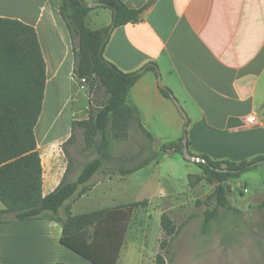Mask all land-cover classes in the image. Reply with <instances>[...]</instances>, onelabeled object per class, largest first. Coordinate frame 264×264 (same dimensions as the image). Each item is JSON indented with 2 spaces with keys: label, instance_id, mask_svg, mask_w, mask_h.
Returning a JSON list of instances; mask_svg holds the SVG:
<instances>
[{
  "label": "crops",
  "instance_id": "0c3cea01",
  "mask_svg": "<svg viewBox=\"0 0 264 264\" xmlns=\"http://www.w3.org/2000/svg\"><path fill=\"white\" fill-rule=\"evenodd\" d=\"M121 1L133 9L144 8V12L139 22L113 30L104 56L121 71L140 75L129 93L128 105L153 135L152 152L160 153L164 145L179 143L186 131L189 152L195 157L240 163L264 156V123L244 124L248 116L264 117V0ZM61 6L62 0H0V18L16 19L36 30L46 64L45 98L35 128L44 197L68 174L53 147L69 140L73 122L89 118L92 103L78 86L74 43L60 15ZM100 12H106L107 18L98 29L111 27L112 12L103 7L92 8L86 25ZM75 40L77 46L78 38ZM159 76L165 89L159 85ZM163 90L177 100L186 119L170 94L167 97ZM63 116L68 128L61 136ZM41 125L43 131L39 130ZM131 136L145 137L137 127L130 129L129 140ZM163 139L172 142L162 143ZM118 152L122 155L134 151ZM177 155L180 154L170 151L127 176L102 171L104 177L97 178L98 172L87 184V193L67 204L73 215H81L173 196L178 182L173 180L169 190L158 180L166 160H173L184 170L182 178L187 183L199 169L181 155L182 160L176 159ZM120 157L123 167L130 164ZM81 170L82 167L78 174ZM173 172L169 171L171 175ZM184 184L185 190L189 183ZM149 194L151 198L139 200ZM4 209L0 201V211ZM138 209L116 210L119 220L121 216L124 218V224L129 216L116 264H155L156 256L162 253L160 241L165 236L161 228L156 248L146 254L147 232L142 231L141 225L135 228L133 223ZM164 213L168 214L161 211L160 216ZM9 219L4 217L0 221V264H94L62 244V226L58 222ZM94 231V228L89 231L90 242ZM118 244L119 233L109 241L101 239L98 250L109 257L115 254Z\"/></svg>",
  "mask_w": 264,
  "mask_h": 264
},
{
  "label": "trees",
  "instance_id": "16d2710c",
  "mask_svg": "<svg viewBox=\"0 0 264 264\" xmlns=\"http://www.w3.org/2000/svg\"><path fill=\"white\" fill-rule=\"evenodd\" d=\"M99 2L103 4V8L112 12L113 30L139 22L144 12V8H130L121 0ZM85 5L87 3L84 0H62L60 15L71 38H78V46L73 51L76 78L86 79L90 92H94V88L104 91L99 105L92 101L89 118L72 124L73 134L76 128L81 129L85 149L95 152L97 157L83 165L75 180L64 177L59 186L45 197L42 193L43 168L35 128L45 98L46 64L36 30L16 19L0 18V201L5 206L0 211V221L4 217H9L10 221H56L62 226L61 242L64 246L94 264H116L129 220L127 216V223L124 224V218L121 216L119 220L116 210L145 208L148 201L81 215H73L67 202L84 196L89 190L87 184L98 172L127 176L145 168L162 155H168L170 151L183 157V144L181 139L177 144L164 145L160 153L152 152L139 163H134L135 158H125L130 161V167H123V158L117 159L114 156L116 146L129 140L133 125L144 134L149 143L154 142V137L142 126L140 119L128 105L129 93L140 75L125 73L105 58V47L113 30L110 32V27L89 29L86 17L92 9ZM162 92L169 97L168 90ZM73 134L64 145L70 142ZM187 145L189 148V141ZM201 158L205 160L204 163H195L202 171L198 180L216 185V209L206 213L204 222L208 226L215 218L218 208L233 209L223 182L264 164V156L240 163L213 161L206 156ZM111 161L117 164L114 168L106 166ZM261 206L264 207V203ZM160 224L165 238L160 241L162 253L156 256L155 264H167L164 254L168 253L171 240L178 235L179 228L167 213L161 216ZM91 228L95 230L92 242L89 234ZM118 233L119 244L115 254L105 257L98 250L101 239L109 241L117 238Z\"/></svg>",
  "mask_w": 264,
  "mask_h": 264
},
{
  "label": "rangeland",
  "instance_id": "374dc122",
  "mask_svg": "<svg viewBox=\"0 0 264 264\" xmlns=\"http://www.w3.org/2000/svg\"><path fill=\"white\" fill-rule=\"evenodd\" d=\"M100 13L90 22V28L86 25L89 29H98L106 21V12ZM72 40L74 48H77L76 40L74 38ZM77 82L79 89L82 90L79 80ZM82 91L87 93L90 102L94 101L95 105H99L103 100L102 89L94 88V92H90L88 87L87 90ZM46 115L49 118L50 115ZM65 116H63L64 127L60 130L61 136L68 128ZM40 129L44 130L42 125ZM161 142L170 143L172 139H163ZM53 149L62 158L63 167L68 169L69 180L75 179L86 162L97 157L95 152L85 149L83 133L79 128L75 129L70 142L56 145ZM127 149L135 153L121 155L118 152V150L126 152ZM150 151L152 153V143H149L146 137L141 139L131 136L128 142L116 146L114 156L117 159L120 156L135 158L134 163H139L151 154ZM176 157L182 160L180 155ZM165 163L158 180H161L162 185L169 190L172 181H177L176 188L179 187L177 193L170 197L152 200L147 207L139 208V214L135 215L133 221L135 228L141 225L142 231L147 232L146 254L149 255L152 249L156 248L157 238L162 233L160 212L167 211L180 227L179 234L171 240L168 253L164 254L167 264H264V207L261 206L264 203V164L242 173L237 178L223 182V186L228 189L229 204L234 210L218 208L215 218L206 227L204 224L206 213L216 209L214 198L216 185H211L206 180L199 181L202 171L198 168L197 173L191 174L188 184L187 179L182 178L184 170L181 167L170 159ZM106 164L112 168L117 165L114 161ZM130 166L131 163L128 164V167ZM170 170L174 171L173 175L169 173ZM103 174L100 171L97 178L104 177ZM145 178L143 177V180ZM184 181L188 184L185 190ZM245 188L249 192L245 193ZM151 197L152 195L149 194L146 197L141 196L139 200Z\"/></svg>",
  "mask_w": 264,
  "mask_h": 264
},
{
  "label": "water",
  "instance_id": "95a60500",
  "mask_svg": "<svg viewBox=\"0 0 264 264\" xmlns=\"http://www.w3.org/2000/svg\"><path fill=\"white\" fill-rule=\"evenodd\" d=\"M81 1V0H80ZM154 1V0H152ZM84 5V4H83ZM102 3L101 2H95V3H89L87 5H85V7L87 8H96V7H102ZM113 25L110 27V32H112L113 30ZM103 47H101V50H102ZM159 85L162 89H165V87H163L162 85V80H161V77L159 76ZM170 97L172 98V100L174 101V103L176 104V106L178 107V109L180 110V112L182 113V115L185 117L186 119V116H185V113L184 111L182 110V108L180 107V105L178 104L177 100L173 97L172 94H170ZM187 122V120H186ZM187 124V123H186ZM187 141H188V138H187V133L186 131L184 132V135H183V139H182V144H183V149H182V155H183V158L186 160V161H189V162H193V163H204L205 160L201 157H195V156H192L189 152V149H188V145H187Z\"/></svg>",
  "mask_w": 264,
  "mask_h": 264
},
{
  "label": "built area",
  "instance_id": "2783aa9c",
  "mask_svg": "<svg viewBox=\"0 0 264 264\" xmlns=\"http://www.w3.org/2000/svg\"><path fill=\"white\" fill-rule=\"evenodd\" d=\"M80 82V88L82 90H87V88L89 87L88 85V82L86 79H81L79 80ZM264 123V117L263 118H260L259 116H255V115H251V116H248L244 119V124L246 125H259V124H262ZM248 190L245 189V193H247Z\"/></svg>",
  "mask_w": 264,
  "mask_h": 264
}]
</instances>
